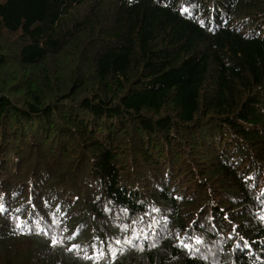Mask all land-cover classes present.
I'll return each mask as SVG.
<instances>
[{
  "label": "trees",
  "instance_id": "trees-1",
  "mask_svg": "<svg viewBox=\"0 0 264 264\" xmlns=\"http://www.w3.org/2000/svg\"><path fill=\"white\" fill-rule=\"evenodd\" d=\"M261 216L264 0H0V264H264Z\"/></svg>",
  "mask_w": 264,
  "mask_h": 264
},
{
  "label": "snow or ice",
  "instance_id": "snow-or-ice-1",
  "mask_svg": "<svg viewBox=\"0 0 264 264\" xmlns=\"http://www.w3.org/2000/svg\"><path fill=\"white\" fill-rule=\"evenodd\" d=\"M180 11H181L182 13H183V12H187V11H188V8H187V7H181V8H180ZM253 218H255V217H253ZM256 219H258L261 223H264V216H261V217L256 218ZM16 221H17V222H16V227H20L22 221H21V218H20L19 216L16 217ZM237 227H246V224H244V225H238ZM50 243H51L52 245H55V244H56L55 239H51V240H50ZM117 243H119V241H117ZM196 243H200V240L197 239V240H196ZM74 247H75V245H71V246L69 247V250H71V249L74 248ZM182 247H183V248H187V247H189V245L186 244V243H184V244H182ZM94 256H100L101 259H103L104 256H105V253H104L102 250L98 251L95 247H93L91 255H86V256H85V259H87V260H92ZM93 264H98V262L93 261Z\"/></svg>",
  "mask_w": 264,
  "mask_h": 264
},
{
  "label": "rangeland",
  "instance_id": "rangeland-1",
  "mask_svg": "<svg viewBox=\"0 0 264 264\" xmlns=\"http://www.w3.org/2000/svg\"><path fill=\"white\" fill-rule=\"evenodd\" d=\"M77 235V233H74V235L73 236H76ZM67 240V239H66ZM66 240H63V241H66ZM72 240V238H69V240L68 241H71ZM62 241V242H63ZM72 243H76V244H78L77 242H71L70 244H69V247L71 246V245H73ZM58 245V244H57ZM83 246V245H82ZM126 256V255H125Z\"/></svg>",
  "mask_w": 264,
  "mask_h": 264
}]
</instances>
